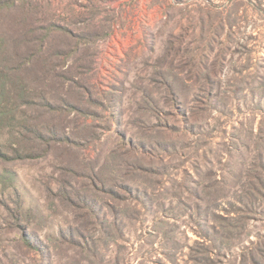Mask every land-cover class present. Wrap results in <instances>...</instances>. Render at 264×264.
Listing matches in <instances>:
<instances>
[{
  "label": "rangeland",
  "instance_id": "obj_1",
  "mask_svg": "<svg viewBox=\"0 0 264 264\" xmlns=\"http://www.w3.org/2000/svg\"><path fill=\"white\" fill-rule=\"evenodd\" d=\"M41 27L70 80L0 164V264H264V0L0 15L10 45Z\"/></svg>",
  "mask_w": 264,
  "mask_h": 264
},
{
  "label": "trees",
  "instance_id": "obj_2",
  "mask_svg": "<svg viewBox=\"0 0 264 264\" xmlns=\"http://www.w3.org/2000/svg\"><path fill=\"white\" fill-rule=\"evenodd\" d=\"M29 1L0 0V15L13 12L19 3ZM38 30L41 31L39 36L34 35L37 30L31 28L29 34L19 40L13 39V45H10L0 28V164L34 157L32 148L36 139H30L29 134H41L42 129L29 110L39 106L57 111L60 107L53 106L50 97L57 99L60 94L52 93V84H58V90H61L70 80L67 73H58L54 69L52 61L62 59L66 63L71 55L50 53V30L46 32L42 27ZM4 136H8L7 142ZM9 149L13 151L12 156Z\"/></svg>",
  "mask_w": 264,
  "mask_h": 264
}]
</instances>
